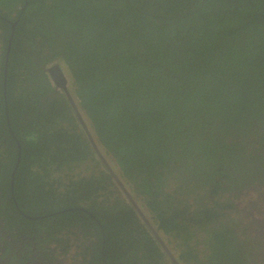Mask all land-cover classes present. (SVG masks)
<instances>
[{
    "label": "trees",
    "instance_id": "1",
    "mask_svg": "<svg viewBox=\"0 0 264 264\" xmlns=\"http://www.w3.org/2000/svg\"><path fill=\"white\" fill-rule=\"evenodd\" d=\"M53 63L178 263L263 258L241 220L264 198V0H0V242L49 263L73 246L79 264H173Z\"/></svg>",
    "mask_w": 264,
    "mask_h": 264
},
{
    "label": "water",
    "instance_id": "2",
    "mask_svg": "<svg viewBox=\"0 0 264 264\" xmlns=\"http://www.w3.org/2000/svg\"><path fill=\"white\" fill-rule=\"evenodd\" d=\"M15 23H11L12 25V29L10 32V35L8 37L7 40V45H6V51H5V56L3 59V97L5 99V109H6V118H8V111H7V102H6V75H7V64H8V59H9V51L11 48V43H12V39H13V35H14V27H15ZM44 69L49 73L51 80L53 81V83L58 86L61 87L64 92L65 95L68 99V101L70 102L72 109L76 115L77 120L80 122L93 150L95 151L97 157L100 159V161L103 163V165L106 167V169L108 170V172H110V174H112V176L114 177L115 181L117 182V184L120 186L123 194H125V197L130 201V203L133 205V207L137 210L138 214L140 215V217L142 218L143 222L148 226V228L153 232L155 238L157 239L158 243L160 244V246L163 248V250L166 252V254L168 255V257L170 258L171 262L173 264H180L178 263V261L176 260L175 256L170 252L168 245L165 243V241H163V239L161 238V236L157 233V231L152 227V224L149 222V220L146 218V216L142 213V211L140 210V208L138 207V205L135 203L133 197L129 194V192L125 189V187L123 186V184L120 182L118 176L115 174V172L112 170V168L110 167V165L107 163L104 155L102 154V152L99 149V146L97 145L95 139L93 138V136L91 135L83 117L81 112L78 109V106L76 105V103L73 100V96L70 94L68 88H67V79H66V75L63 72V69L61 68V66L58 63H54L53 65L49 66V67H44ZM19 161V157L17 158V162L15 165V168L12 171V177H11V187L13 185V177H14V171L16 169V166L18 164ZM14 197V196H13Z\"/></svg>",
    "mask_w": 264,
    "mask_h": 264
},
{
    "label": "flooded vegetation",
    "instance_id": "3",
    "mask_svg": "<svg viewBox=\"0 0 264 264\" xmlns=\"http://www.w3.org/2000/svg\"><path fill=\"white\" fill-rule=\"evenodd\" d=\"M56 87L58 89H61V87L58 86ZM258 200H260V198H258ZM250 227L252 232H257V236H260L262 239H264V230H262V227H264V225L261 222L256 221L255 224H253ZM4 233L6 237L9 238V239L6 238V240H10L11 236L9 232L4 230ZM3 244H4L3 242H0V264H66V258H65L66 254L59 256V259H58V255L55 254L57 256H54L55 258H52L50 256L51 251L47 250L46 253L48 254L49 257L53 259V262L49 263L45 261L46 255H44V253L40 251V248L37 249L35 245H32V248L35 250V253L25 255V252H21L22 249L18 247V242L12 241V242H7L6 245ZM255 249L259 252L264 251V241L258 244L255 247ZM37 252L41 254L37 256L36 255ZM252 253L257 257V254L255 252ZM262 257L264 258V254H262ZM73 264H79V263L77 261H74Z\"/></svg>",
    "mask_w": 264,
    "mask_h": 264
},
{
    "label": "rangeland",
    "instance_id": "4",
    "mask_svg": "<svg viewBox=\"0 0 264 264\" xmlns=\"http://www.w3.org/2000/svg\"><path fill=\"white\" fill-rule=\"evenodd\" d=\"M70 86V85H69ZM70 88V87H69ZM72 88H70V90H71ZM72 91V90H71ZM76 102V101H75ZM82 113V112H81ZM83 118H84V120L85 121H87V119H86V117L83 115ZM88 122V121H87ZM102 152V151H101ZM102 154L104 155V157H105V159H106V161H107V163L110 165V167L112 168V170L113 171H116L115 170V168L113 167V164H111V162H109L108 161V159H107V157H106V155L102 152ZM88 164H90V163H88ZM104 167V166H103ZM85 168H86V165L85 166H83V167H81V168H79V169H77L76 171H85ZM91 169H92V167H90L87 171H86V174H88L90 171H91ZM93 170H94V168H93ZM82 171V172H83ZM119 180H120V182L123 184V181L119 178ZM117 183V182H116ZM253 197H255V198H258V197H256V195L254 194V193H252V192H249V193H246L245 194V199L243 200V201H238V203H239V207L241 208V209H243L244 210V208L245 207H247L248 206V203H246L247 202V200H249L250 198H253ZM259 198H260V195H259ZM258 204H257V206L259 207L258 208V210H256V209H253L252 211H251V213L249 214V216H247V218H249V219H247V220H245V219H242L241 221L243 222V223H251L252 225L253 224H255V222L256 221H259V222H261L262 224L264 223V202L262 201V200H257L256 201ZM259 202H260V204H259ZM248 208V207H247ZM245 211V210H244ZM245 220V221H244ZM262 230H264V227H262ZM253 232L251 231L250 232V234L251 235H253L252 234ZM256 236V240H253L252 241V246H257L256 245V243H258V244H260V243H262L263 241H264V239H262L260 236H257V234L255 235ZM254 242H255V245H254ZM72 245H73V243H72ZM169 247L171 248V245H169ZM255 249V248H254ZM252 252V251H251ZM65 258H66V264H73L74 263V261H77V262H79V256L77 255V252H76V249H74L73 248V246H72V248L68 251V253L66 254V256H65ZM256 264H264V258H259V257H257V263Z\"/></svg>",
    "mask_w": 264,
    "mask_h": 264
},
{
    "label": "clouds",
    "instance_id": "5",
    "mask_svg": "<svg viewBox=\"0 0 264 264\" xmlns=\"http://www.w3.org/2000/svg\"><path fill=\"white\" fill-rule=\"evenodd\" d=\"M54 64V63H53ZM53 64H49L48 66H45L46 68L47 67H49V66H51V65H53ZM59 64V63H58ZM60 65V64H59ZM61 66V65H60ZM61 68L63 69V72L65 73V75H66V79H67V88H68V90H69V92H70V94L72 95V93H71V90H70V88H69V85H70V81H69V77H68V74H67V72L65 71V68L63 67V66H61ZM49 79H50V81H51V84L55 87V89L56 90H59L60 92H62L63 94H64V96L66 97V95H65V92H64V90L61 88V89H58L57 87H56V85L53 83V81L51 80V78L49 77ZM73 96V95H72ZM66 99H67V97H66ZM68 100V99H67ZM73 100H74V102H75V99H74V97H73ZM69 102V101H68ZM70 103V102H69ZM76 103V102H75ZM77 105V104H76ZM79 109V108H78ZM79 111H80V109H79ZM81 112V111H80ZM82 114V113H81ZM76 116V115H75ZM82 117H83V114H82ZM84 119V118H83ZM85 121V120H84ZM80 123V122H79ZM86 123V122H85ZM81 125V124H80ZM87 125V124H86ZM82 127V126H81ZM88 127V126H87ZM83 129V128H82ZM89 129V128H88ZM89 131H90V129H89ZM91 133V132H90ZM92 135V134H91ZM94 138V137H93ZM106 168V167H105ZM108 171V170H107ZM115 172V171H114ZM116 182V181H115ZM120 187V186H119ZM126 189V188H125ZM137 205H138V207L140 208V210L142 211V213L146 216V218L149 220V218H148V216L146 215V213H145V211L139 206V204L137 203V202H135ZM132 205V204H131ZM133 206V205H132ZM135 209V208H134ZM136 210V209H135ZM136 212H137V210H136ZM138 213V212H137ZM139 215V214H138ZM140 216V215H139ZM142 219V218H141ZM149 222L152 224V222L149 220ZM263 225H264V223H263ZM147 226V225H146ZM148 227V226H147ZM152 227L155 229V227H154V225L152 224ZM156 230V229H155ZM151 231V230H150ZM157 231V230H156ZM151 233L153 234V232L151 231ZM157 233L161 236V238L163 239V241H165V238L157 231ZM153 236H154V234H153ZM155 237V236H154ZM156 239V238H155ZM157 240V239H156ZM158 242V241H157ZM165 243H166V241H165ZM167 245H168V247H169V244L168 243H166ZM160 245V244H159ZM162 248V247H161ZM162 250H163V248H162ZM169 250H170V252H171V248L169 247ZM164 251V250H163ZM165 252V251H164ZM166 253V252H165ZM172 253V252H171ZM173 254V253H172ZM167 255V254H166ZM168 256V255H167ZM169 258V257H168ZM169 260H170V258H169ZM171 261V260H170ZM81 262V259L79 258V262L78 263H80Z\"/></svg>",
    "mask_w": 264,
    "mask_h": 264
}]
</instances>
